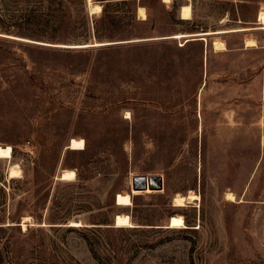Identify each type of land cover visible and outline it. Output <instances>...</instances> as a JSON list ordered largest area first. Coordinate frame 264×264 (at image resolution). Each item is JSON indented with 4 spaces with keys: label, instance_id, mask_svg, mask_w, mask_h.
<instances>
[{
    "label": "rangeland",
    "instance_id": "obj_1",
    "mask_svg": "<svg viewBox=\"0 0 264 264\" xmlns=\"http://www.w3.org/2000/svg\"><path fill=\"white\" fill-rule=\"evenodd\" d=\"M260 12L264 0H0V264H264ZM137 175L163 188L133 193Z\"/></svg>",
    "mask_w": 264,
    "mask_h": 264
},
{
    "label": "bare ground",
    "instance_id": "obj_2",
    "mask_svg": "<svg viewBox=\"0 0 264 264\" xmlns=\"http://www.w3.org/2000/svg\"><path fill=\"white\" fill-rule=\"evenodd\" d=\"M94 9L97 10V11H99L100 10V6L99 5H96L94 7ZM142 11H144V10H142ZM142 11H140V12H142ZM189 13H190L189 6H183L180 16H181V18H188V17L190 18ZM259 19L261 20V23L263 24V26L261 28L264 29V12L263 13L260 12ZM222 31H224V30L216 31V33L217 32H222ZM210 33L211 32H206V33L203 32V33H197V34H177V35H174V37L175 38H177V37H184V38L186 37V38H188V36H192V35H204V34H210ZM246 43H248V42H246ZM215 45H216V43H215ZM223 47H224V45H223ZM83 146H84V141L82 139L72 138V140L70 141L69 148H71V149H81V148H83ZM11 152H12V150H11V147L10 146H8V145L1 146L0 145V158H4V159L11 158ZM20 171L21 170H19V168L17 166H12L9 169V176L10 177L16 176V175L19 174ZM74 174L75 173H74L73 170L68 169V170H65L61 174V178L62 179L71 178V177L74 176ZM138 176H140V175H138ZM131 180H132V178H131ZM137 191H139V190L132 189V192L133 193H137ZM144 191L145 192H151L149 188H147ZM228 196H232V194L231 193H228ZM191 197H194L195 198L194 195H191ZM183 198H184V196L182 198L181 197H176L175 198V201H176L177 205L184 204V203H182ZM115 200H116V204L117 205H128V204H131L130 203L131 202L130 201V195L128 193H124V194L117 193L116 194V197H115ZM114 224L117 227L118 226L121 227V226H131V225H133L132 222H131V220H130L129 215H127V214H117V215H115ZM72 225H78V223H76V222L74 223L73 222ZM181 226H185L184 219H183V217L181 215H172V216H170V218L168 220V227H181Z\"/></svg>",
    "mask_w": 264,
    "mask_h": 264
},
{
    "label": "water",
    "instance_id": "obj_3",
    "mask_svg": "<svg viewBox=\"0 0 264 264\" xmlns=\"http://www.w3.org/2000/svg\"><path fill=\"white\" fill-rule=\"evenodd\" d=\"M205 35V34H204ZM200 36V35H194ZM264 138V132H263ZM132 189L135 190H146L149 188L150 190H160L163 188V179L161 175H140V176H133L131 180Z\"/></svg>",
    "mask_w": 264,
    "mask_h": 264
},
{
    "label": "crops",
    "instance_id": "obj_4",
    "mask_svg": "<svg viewBox=\"0 0 264 264\" xmlns=\"http://www.w3.org/2000/svg\"><path fill=\"white\" fill-rule=\"evenodd\" d=\"M263 132H264V127H263ZM262 138H263V134H262ZM263 140H264V138H263Z\"/></svg>",
    "mask_w": 264,
    "mask_h": 264
}]
</instances>
